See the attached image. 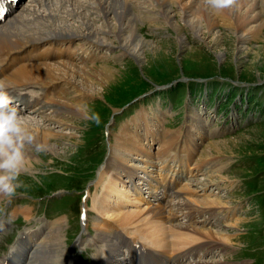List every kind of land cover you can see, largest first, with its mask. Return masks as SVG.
Here are the masks:
<instances>
[{"label": "rangeland", "instance_id": "obj_1", "mask_svg": "<svg viewBox=\"0 0 264 264\" xmlns=\"http://www.w3.org/2000/svg\"><path fill=\"white\" fill-rule=\"evenodd\" d=\"M28 1L30 0H25L24 4H29ZM175 6L174 11L179 12L181 6ZM62 14L66 15V13ZM69 17L73 20L75 19V14ZM89 17H92V14H89ZM178 18H180V16L177 17V19ZM262 19H264V14ZM178 20L181 21L180 19ZM158 21L159 20L155 18H145L139 20L137 24L140 34L143 35L146 40L153 41L155 45L161 43L163 46L162 48L165 50V52L162 51L159 54L157 53V57L152 58L153 60L147 61L148 66H140V63L136 61L121 44H117V47L113 46L104 50L105 53L107 52V59L105 62L108 66L111 65L114 70L116 69V74L120 73L121 76L114 82L109 80V83H106L107 79L103 80L102 84L100 83V85L98 84L94 87L97 89L96 93L88 96L85 102H83L87 105L90 104L88 108L89 114L95 112L100 115V123H96L94 120L86 118V116L78 118L77 115H71V121L76 124L72 130H76V134H65L59 136L58 138L60 139H56L57 141L54 140L53 143H57L58 147L56 152L48 148L44 151L37 152L35 148L31 147L37 156L34 158V162L26 163L25 170L21 173L20 177L22 181L21 187H19L15 193H24L23 196H25V200L30 198L27 201H23V204H27L28 207L18 210L27 211V215L25 216V214L21 212L16 214L15 208L17 206L14 208L13 212L11 211V207H14L17 202L15 199L20 198L21 194L13 195L11 199H9L6 194H3L0 198V214L4 212L1 219L7 222L6 231L11 230V222L17 216L19 217V221L23 224L20 226V231L14 230L15 233L18 232V235L20 232H24L37 225V228L32 230L33 232H36L38 229L41 230L42 228L47 229L50 223V226L52 225V220L54 221L63 216L59 218L62 220L65 218L66 220L62 230V246L66 250L67 259L69 260L71 258L72 263H64L66 261H63L61 264H98L96 255H98L99 252L106 251V243L99 240L96 241L95 238L98 236L97 231L103 228L107 231V227L103 223V218H112L111 210L110 212L102 211L101 208L96 206L97 203H99L98 198L104 190L112 188L111 181H117L118 187L122 188L126 192V195H128L126 198L135 199L127 177L118 173L113 168L105 169V171H100V168L102 164L107 161L119 162L120 159L115 157V155L120 152L118 146L120 144L128 145L132 138L136 139L137 134L145 131L144 125L147 123L154 137L162 139V144L165 141L164 144L169 148L170 161L168 165L170 169L172 168L171 171L174 172L180 169V161L184 162V168H187L188 171L187 176L181 181L180 192H178V194L173 192V198L172 196L170 197V206L166 208V213H168L170 209L171 211L173 210L171 213L174 212L173 214H175L176 212V215L179 216H172L176 217V221L173 220V223H171H183L182 225L191 224L192 226L203 227L204 229L219 230L223 233L221 235L218 233L216 235L217 237H213V239L212 237L209 238L210 236L199 237L200 239L203 238L201 241L198 238H194L193 240L190 239L191 243H189V241L188 243L186 242L185 244L188 245L182 248L167 246L173 258L182 255L190 247L194 245L197 246L196 244L199 242L201 244L216 242L215 247H213L210 252L205 247L197 252L199 254L197 255L198 258L195 255H187L184 257V260L187 261V263H189V259L191 258L190 260L193 263H195L197 259L203 260L207 262V264H244L245 262H247V264H264V26L262 27L261 35H256L248 39L246 44L250 47L248 48L249 50L247 49L243 53H239L237 46L240 42L238 37H236L237 33L235 32V27L223 21L217 23L218 27L216 26L213 33L206 38V42L193 36L191 29H184L182 33L187 36L188 41L187 47L184 49L179 47L178 33H176L171 26L162 24ZM77 25L78 24H75V26ZM212 35L214 38H212ZM215 37H219L217 42V38ZM82 41L83 39L76 40V48L78 51H82L84 43V41ZM51 42H53V40L49 43ZM212 42L215 44L214 46L211 45ZM39 45L42 47L41 44ZM47 50L48 47L44 48L43 51L46 52ZM62 50L63 48H60L61 54ZM23 53L27 54L24 51ZM81 56L82 54L74 55L76 58L75 62L77 61L79 65L81 64L79 62L80 59H82ZM101 61L102 60H98L97 63H104V61ZM148 71L150 74L147 75ZM101 72L104 73L103 71H98L96 73L101 74ZM180 76L191 77L193 78L192 81L195 79L196 81L204 80V82H206L210 79L213 82H209L208 85L205 83H194L196 89L202 91H197V93L193 95H191L192 93L189 91L184 94V97L181 96L179 98L175 96V91L170 94L161 91L162 88L167 87L166 83ZM230 79H235V84L231 83V81H229ZM221 83L234 88L229 94V100L222 104L224 107H226L227 104L230 105L227 110H223V107L219 109L222 94L225 96L227 92L222 93V91H219L218 95H215ZM253 84H258V88ZM36 85L34 83L32 89L33 91L35 89L37 92L41 89H39L40 86L38 84ZM186 86L187 85L183 86V88ZM149 87H152V89L150 92H147V96L143 94L137 97L135 105H132L126 112L122 111L121 105L125 101ZM241 87L249 88L248 92L250 93V97L248 98L245 95L242 101H245V104H248L249 101L250 110H255L258 114L261 113L263 118L261 115L256 116L255 114L256 118L253 120L252 112L249 114L247 112L243 113L239 111V108L233 105L236 100L235 96H239L243 93V88ZM182 90L183 89H178L177 93H183L184 91ZM228 90L227 88L226 91ZM28 91L30 94H34L31 89H28ZM132 104H134V102ZM142 109H146L148 114L147 119L146 117L144 118L146 119V123L144 119L141 118L138 122H133ZM113 111L116 112V115L112 117L107 124L108 130L106 134V126H102L108 115ZM21 115L23 117L33 116L40 120L44 119V117L41 116L42 114H31L30 111L23 112ZM248 120L256 121V123L246 126ZM164 122L165 125L163 126ZM125 125L126 127L124 128ZM101 131L103 132V136ZM128 137L129 140L126 143L122 142L125 138L128 139ZM218 138H230L228 140L226 139L227 143L224 142L226 145L220 144V147L226 152L217 151V154L220 153L219 156L206 159L200 158L202 155V148L205 147L206 143L212 139ZM67 140H72L77 143H70L67 142ZM196 141L197 145L195 146ZM156 147L158 148V144H156ZM209 149L211 150L212 148ZM103 150L107 151L105 156L107 160L101 163L98 170H96L94 178H92L90 171H92L96 165L95 161L97 160L96 162H98L101 158ZM153 150H155V148ZM110 151H114L115 153L111 154ZM225 153L233 155L225 156ZM210 159H212V161ZM132 161L133 159L124 160L125 163H133ZM205 162L212 164L218 163V166L215 165L216 167H220L225 162L227 165L225 164V167L221 170L213 169L209 172H205V169H200ZM174 168L175 170H173ZM156 173H158V171H155L154 174L156 175ZM205 173H208V175ZM221 174H225L228 177L226 179H221L217 176ZM175 176L177 178V175L172 174L171 177L173 178L171 179H175ZM158 177H160V175H158ZM205 177L209 178L210 180H208V182L211 184L213 183V185L208 184L204 187L203 181ZM143 180L142 185L146 186ZM194 180L196 182H194ZM192 186L194 188H192ZM184 187L186 188L184 189ZM206 193H209V196L212 198L214 195H216L214 198H217V196H224L229 198L231 202L227 203V207H214L216 211L213 214L211 212L205 215L196 212V215L192 214V208H194L195 205H190L187 199L202 198L203 195L206 196ZM83 194H85L84 198ZM161 194V190L158 193L157 191L154 192L156 196L146 194V197L149 196L148 199H153L152 202H127L126 205H123L117 210L123 209L122 211H127L126 209H132L140 211L146 209L147 206L160 204L162 202H157L159 199L156 197L161 196ZM112 197L116 198V196ZM40 199H42L41 201L43 203ZM119 199L121 198L119 197ZM165 199L164 197V200H161L165 201ZM75 201H77L76 204ZM120 201L124 200L122 199ZM110 202H115V199L112 198ZM179 203H181V206ZM187 204L190 207H187ZM39 205H43V207ZM83 205L87 207L88 211V216L85 220L80 219V210ZM195 207L200 208L201 206ZM44 209L46 211H44ZM57 209L62 212H59ZM199 210L202 212L201 209ZM179 211L181 213H179ZM182 212L184 214H182ZM97 216H99V218ZM209 216L213 217L211 222L209 220L207 221ZM44 217L54 219L46 220ZM214 217H217V220L214 219ZM138 219L139 218H136V223H131L129 228H126L129 229L128 231L124 229L127 237L138 243L148 244V246H146L148 249L161 252L163 248H157V246L152 244L149 240L133 233L132 230L134 228L144 227L146 224L150 225L153 222L148 219L139 223L136 221ZM94 220L96 224H98L99 221H101V223L96 226ZM233 222H237L238 224L232 226ZM156 223L162 224V221ZM164 223L163 229L166 234L170 237L173 236L174 232L171 229H175L176 227H173L174 225L170 227V222ZM228 224L229 226H226ZM87 227L88 229H86ZM176 229H181V227H177ZM67 231L69 234L68 239ZM185 231L188 232L187 229H185ZM230 232H235L231 240L234 246L225 245L224 247L220 245L221 242L226 244L230 243V241L224 239ZM80 234L83 235L79 237ZM14 236L16 238V234H14ZM82 236L85 238L84 241H81ZM219 236H222L220 237V239L222 238L221 240ZM78 237L82 244L79 243ZM172 241L173 239H171L170 243L174 244ZM122 251L126 252V248H123Z\"/></svg>", "mask_w": 264, "mask_h": 264}, {"label": "bare ground", "instance_id": "obj_2", "mask_svg": "<svg viewBox=\"0 0 264 264\" xmlns=\"http://www.w3.org/2000/svg\"><path fill=\"white\" fill-rule=\"evenodd\" d=\"M28 2L29 4H24V2H22L20 6H18L19 3H17V7H19L16 10L17 12L7 17L5 21L0 22V81L11 86L9 91L15 98L14 100H20V113L30 111L31 114H42L41 116L44 117V119L41 120L33 116L23 118L26 126L36 133V142L46 144L47 148L51 149L53 152H56L58 148L57 143H53V141L60 139L58 138L59 136L76 134V130H72L76 124L71 121V115H77L78 118L81 116L85 117V111L88 112L90 104L87 105L83 102H85L88 96L96 93L97 89L94 87L98 84L100 85V83L102 84L103 80L107 79V82L105 81L106 83H109V80L114 82L121 76L120 73L116 74V69L114 70L111 65L108 66L105 62L107 59V52L105 53L104 50L113 46L117 47V44H121V46H123V48L125 47L128 53L140 63V66H148L147 63L152 58H156L157 53L159 54L162 51L165 52L161 43L155 45L153 41L146 40L145 37L140 34L137 26L139 20L155 18L159 20L158 22L171 26L176 33H178L179 47L182 49L186 48L188 44L187 36L182 33L184 29H191L193 36L206 42V38L213 33L217 23L223 21L235 27V32L237 33L236 37H238L240 42L237 46L239 53H243L250 48L248 44H246L248 39L256 35H261L262 27L264 26V19H262L264 14V0H232V4L223 9L212 8L209 4V0H30ZM175 5L181 6L179 12L174 11ZM62 13H66V15ZM72 14H75V19L73 20L69 17ZM89 14H92V17H89ZM179 16L180 18L178 19L181 21L177 19ZM75 24L78 25L75 26ZM212 38H214L213 35ZM215 38H217V42L219 37ZM77 39H83L84 41L82 51H78L76 48ZM52 40L53 42L49 43ZM32 44L40 50L41 46L39 44H41L42 47L47 45L54 50L62 49L61 46L64 45V51L62 54L60 51L50 52L48 57L41 56L39 52L24 54L23 51ZM211 45L214 46L215 44L212 42ZM76 54H82V59L79 61L81 63L80 65L77 64V61L75 62L76 56L74 57V55ZM98 60H102L104 63L102 61V63H97ZM98 71H103L104 73L101 72L103 75L96 73ZM148 74H150L149 71L147 75ZM34 83L35 85L38 84L41 90L37 89L39 91L36 92L34 89L33 91L32 86ZM28 89H31L34 94H30ZM145 113H147L146 109H142L133 122H138L140 118L144 119L146 117ZM125 127L126 125L124 128ZM144 127L145 131L137 135L135 134L137 138H132L128 145L120 144L118 146L120 152L115 155V157L120 159L119 162L107 161L100 168V171L113 168L118 173L127 177L128 182L131 183V189L135 199L126 198L128 195H126V192L122 188L118 187L117 181H111L112 188L104 190L98 198L99 203H97V207L101 208L102 211H112V218H103V223L107 227V231L104 228L100 231L96 230L98 233V236L95 238L96 241L99 240L106 243V251L99 252L98 255H96L98 264H117L118 262H124L126 264H189L184 260L185 255L188 253H197L205 247L210 252V250L215 247L216 242L208 244H201L199 242L196 244L197 246L194 245L187 252L175 258H173V255L167 250V246L182 248L188 245L185 244L186 242L188 243L189 241V243H191L190 239H200L199 237L204 236H210L209 238L212 237L213 239V237H217L216 235L218 233L220 235L223 234L219 230L204 229L203 227L200 228L186 223H184L186 225H182L183 223L172 224L173 220L176 221V217H172L176 216V212L173 214L174 212L171 213L173 210L171 211L169 209V212L166 214V208L170 206V197L172 194H178V192H180L181 180H184V174L187 175L188 171H185L184 162L180 161V170L175 172L177 178L175 176V180L170 179L169 174L172 175L174 172L171 171L172 168L170 169L167 165L170 159L169 148L164 144L165 141L163 145L162 139L154 137L147 123ZM230 138H218L208 141L205 147L202 148V155L200 154L201 157H199L206 159L219 156L220 153L217 154V151H224V149L220 147V144L226 145V139L228 140ZM128 140L129 137L128 139L125 138L122 142L126 143ZM67 142L77 143L72 140H67ZM156 144H158V148ZM196 145L197 141L195 146ZM31 147L35 148L34 145L29 146L26 163L34 162L33 160H35L34 158L37 156ZM154 148L155 150H153ZM209 148H212L213 151ZM110 152L111 154L115 153L114 151ZM224 155L231 156L233 154L225 153ZM126 159H133V163H125L124 160ZM210 160L212 161V159ZM217 164L218 163L212 164L205 162L200 169H205V172H209L213 169L221 170L225 167L226 162L220 167H216L218 166ZM157 170L161 177L159 180L154 181V173ZM173 170H175V168ZM205 174L208 175V173ZM217 176L221 179H226L228 177L225 174ZM142 180L143 183H146V186L142 185ZM208 180L210 179L205 177L203 181L204 187L211 184ZM194 182L196 181L194 180ZM211 185H213V183ZM193 186L192 188H194ZM155 187H162V190L165 191L162 192L164 195L156 197L159 199V202L162 203H158L154 206L146 205L147 208L140 211L132 209H126L127 211H122L123 209L117 210L123 205H126L127 202L145 201L150 203V199H148V197L146 198L145 194L154 195L156 191ZM185 188L186 187H184V189ZM2 195L3 193H0V198ZM205 195L206 196L203 195L202 198L187 199L190 205L201 206L200 208L194 206V208H192V214H195V212L202 213L203 215L208 212L213 214L216 211L214 207L222 208V206H226L227 203L231 202L229 198L224 196H217V198H214L216 196L214 195L212 198L209 196V193ZM112 196H116V198ZM119 197L121 199H119ZM164 197L166 199L162 201L161 199L164 200ZM112 198L115 199V202H110ZM122 199L124 201H120ZM172 202L175 203L174 201ZM179 204L181 206V203ZM187 207L190 206L187 204ZM20 208L22 207L17 206L15 208L16 213ZM199 209H201L202 212H200ZM183 212L182 214H184ZM179 213L181 212L179 211ZM97 217L99 218V216ZM59 218L54 221L52 220V225L50 226V223L47 229H38L36 232L32 230L27 231L24 236L25 240H18V245L21 249L23 246H29L33 251L28 255L29 259L26 260L24 264H61L63 261H66L64 263H72L71 258L69 260L67 259L66 250L62 246V230L66 220L65 218H63V220ZM136 218H139L136 220L139 223L148 219L153 221L150 225L146 224L144 227H136L132 231L134 234L149 240L155 246L163 248L162 252L155 253L153 250L147 251V249L145 250L144 247L135 243V240H130L127 237L124 229L129 228V225L134 223ZM166 218L169 219L170 223L172 222L170 227H172V225L176 228L181 227V229H171L174 232L171 237L166 234L163 229L164 222H167ZM212 219L213 217L209 216L207 221L209 220L211 222ZM214 219L217 220V217H214ZM158 221H162V224H159L160 222L156 223ZM100 223L101 221L96 224L95 221L96 226ZM237 224V222H233V225H231L236 226ZM226 226H229V224ZM185 229H187L188 232L185 231ZM126 230L128 231L129 229ZM234 233L235 232H230V234L224 237V239L230 241L231 244L221 242L220 245L224 247L225 245H230L233 247L234 243L231 242V240L233 239ZM220 237L222 236H219V239ZM171 239H173L172 243L174 244L170 243ZM84 240L85 238L82 236L81 241ZM123 248H127L128 252L122 253L124 252L122 251ZM197 255L199 254L197 253L196 256ZM8 262L12 264L11 259H9ZM197 263L207 264V262L203 260H197L195 263L190 264ZM244 264H247V262Z\"/></svg>", "mask_w": 264, "mask_h": 264}, {"label": "clouds", "instance_id": "obj_3", "mask_svg": "<svg viewBox=\"0 0 264 264\" xmlns=\"http://www.w3.org/2000/svg\"><path fill=\"white\" fill-rule=\"evenodd\" d=\"M209 4L214 9H223L229 7L232 0H209ZM10 87L0 81V193L9 199L21 187L20 177L26 167L29 146L34 145L37 152L47 148L46 144L36 142V133L26 126ZM85 116L100 123L98 113L85 111Z\"/></svg>", "mask_w": 264, "mask_h": 264}, {"label": "trees", "instance_id": "obj_4", "mask_svg": "<svg viewBox=\"0 0 264 264\" xmlns=\"http://www.w3.org/2000/svg\"><path fill=\"white\" fill-rule=\"evenodd\" d=\"M147 89H149V88H147ZM147 89H146V90H147ZM146 90H144V91H146ZM144 91H142V92H144ZM142 92H140V93H142ZM140 93H138V94H140ZM138 94L134 95V96L131 97L129 100L125 101L122 105H125L126 103L130 102V101H131L135 96H137Z\"/></svg>", "mask_w": 264, "mask_h": 264}]
</instances>
